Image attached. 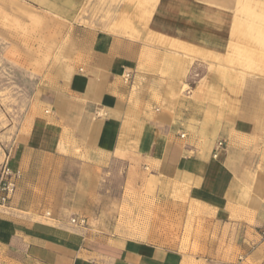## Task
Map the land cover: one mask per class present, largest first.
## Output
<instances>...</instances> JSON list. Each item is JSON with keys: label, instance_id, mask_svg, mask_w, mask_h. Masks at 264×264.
<instances>
[{"label": "crops", "instance_id": "0c3cea01", "mask_svg": "<svg viewBox=\"0 0 264 264\" xmlns=\"http://www.w3.org/2000/svg\"><path fill=\"white\" fill-rule=\"evenodd\" d=\"M18 1V15H49L68 37L70 57L43 91L39 151L115 162L149 216L129 229L182 233L92 238L25 216L12 196L0 205V247L24 264H264V45L237 36L233 6Z\"/></svg>", "mask_w": 264, "mask_h": 264}, {"label": "rangeland", "instance_id": "374dc122", "mask_svg": "<svg viewBox=\"0 0 264 264\" xmlns=\"http://www.w3.org/2000/svg\"><path fill=\"white\" fill-rule=\"evenodd\" d=\"M2 1L10 2L5 6ZM188 1L209 10L214 4L224 9L230 3L238 18L237 36L246 31L260 48L257 31L264 27V0ZM14 3L25 7L18 0H0V169L7 162L20 171L13 197L26 207L25 216L51 224L64 223L92 238L111 234L180 238L182 232L178 230L129 229L138 219L149 216L139 215L140 208L135 204L140 200L134 197V184L121 182L123 168L115 162L64 150L56 152L57 156L39 151L48 145L47 135L36 128L38 118L44 115L43 91L58 80L59 72L52 68L70 57L62 53L68 37L66 28L49 15L35 10V19L18 15ZM72 219L84 220V224L74 225ZM21 257L0 247V264H24Z\"/></svg>", "mask_w": 264, "mask_h": 264}, {"label": "built area", "instance_id": "2783aa9c", "mask_svg": "<svg viewBox=\"0 0 264 264\" xmlns=\"http://www.w3.org/2000/svg\"><path fill=\"white\" fill-rule=\"evenodd\" d=\"M181 138L184 135L180 136ZM226 147L224 141H218L212 151V157L217 158L219 153L222 152ZM21 178V173L17 169H13L5 162L0 169V205H6L12 196L14 195L18 182ZM71 223L74 225L82 226L84 220L81 219H72ZM260 237L264 240V228H261L259 231Z\"/></svg>", "mask_w": 264, "mask_h": 264}, {"label": "bare ground", "instance_id": "6f19581e", "mask_svg": "<svg viewBox=\"0 0 264 264\" xmlns=\"http://www.w3.org/2000/svg\"><path fill=\"white\" fill-rule=\"evenodd\" d=\"M260 8V7H259ZM262 10V9H261ZM261 19H263V21H264V17L263 16H261ZM260 20V19H259ZM249 21H250V19H249ZM255 21V20H254ZM260 25V24H259ZM252 30V29H251ZM257 34H259V39H258V42H260V44L261 45H264V40H263V36H264V31H263V29H262V27L260 28V30L259 31H257ZM258 36V35H257ZM256 40V39H255Z\"/></svg>", "mask_w": 264, "mask_h": 264}]
</instances>
